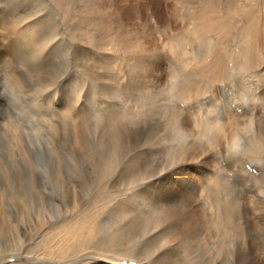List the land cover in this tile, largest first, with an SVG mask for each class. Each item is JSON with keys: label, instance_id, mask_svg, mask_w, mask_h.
I'll return each instance as SVG.
<instances>
[{"label": "rangeland", "instance_id": "374dc122", "mask_svg": "<svg viewBox=\"0 0 264 264\" xmlns=\"http://www.w3.org/2000/svg\"><path fill=\"white\" fill-rule=\"evenodd\" d=\"M226 2L227 0H162L160 21L155 14L157 6L154 0H0V213H5L0 214V219H15L14 206L6 204L14 195L12 186L15 184H18L21 190L15 201L21 204L18 207L20 215L17 213V224L22 229L29 226L33 230L34 225H39L38 221L44 223L45 220H50L52 224H56L77 219L83 203L73 198L78 188L71 170L72 167H83L87 168L85 171H91L92 168L96 169L101 156H107L104 146L106 140L102 134L106 113L109 114L107 124L110 122L115 127L117 121L132 124L137 122L136 126L143 120L146 123V116H140L139 106H133L131 102L136 98L137 92L127 88L128 74L133 76L130 67L133 68L131 65L136 61L134 53H124L120 48L115 51L110 45L112 38L105 34L102 35V40L107 43L104 49L92 47V52L102 57V66H113V72H105L102 66L93 68L107 73L106 81L110 84L111 77H116V84L121 88L119 92L116 90L114 95L108 97L95 95V87L91 84L92 77L83 74L75 66L78 62L74 51L77 52V48L87 50L90 46L75 37V29L71 28L70 22H89V18H93L97 20L94 22H117L116 33L124 35L128 32L131 39H135L133 34L138 28L150 35L152 42L149 44L142 38L140 41H143L149 53H160V56H163L162 68L169 73V86L162 80L148 78L147 81L152 86L150 91L157 94L160 89L163 90L160 91L163 95L159 103L162 108H177L178 114H187L192 118L193 131L187 139L181 136L180 141L186 140V143L195 144L198 151L203 152L198 164L209 169V178L206 180L198 175L199 172H189L199 181L202 194H198V198L208 200L210 211L216 215L218 222V217L223 212L220 207L222 201L221 196H218L220 194L214 193V198L209 196L211 183L215 185V189H224L222 192L228 203V233L230 232L236 248L249 252L257 235L255 232L258 228H264V149L257 154L251 143L246 141L250 135L247 134L240 142V151L232 154V150L228 149L226 135L227 131H232L229 125L235 118H251V131L254 135H258L261 129L264 130V0H237V7L231 5L230 8ZM246 7L255 11L249 10L246 13ZM257 10L260 13L259 18ZM232 15L238 17L234 19V23L228 22ZM186 31L193 33L189 36L195 47L189 55L193 60L188 65L184 63L188 75L186 79L181 77L182 81L181 78H171L170 69L173 65L167 57L183 50L181 48H184L186 43L183 41V34ZM224 45H227V54L221 51ZM11 46H15V49L10 48ZM136 50L137 48L134 51ZM108 56L110 59H106ZM92 60L89 59L90 64ZM156 73L160 75L161 72L158 70ZM48 75L55 76L59 83L53 87L46 85L43 80L48 78ZM234 76L239 81L236 82ZM173 83L175 85L171 87ZM89 94L93 97H89ZM166 94L170 97L169 100H164ZM244 94L246 99H240ZM247 108H250V111L246 116L248 118H245L243 111ZM213 110L220 113L223 124L227 123V126L224 125L220 130L219 142L212 141L215 137L213 134L204 133V128L209 123L204 116H208ZM144 123L138 130H133L136 133L132 136H129L131 124L126 129L124 126L120 129L119 139L124 149L126 143L131 151L130 137L134 143L144 138ZM84 128L87 129L89 145L84 144ZM230 140L229 137V144ZM211 141L214 143L212 146ZM207 144V150H203ZM224 145L227 147L224 148ZM159 147L163 145L158 143L156 152ZM145 148L142 147L141 156L148 158L144 152L147 151ZM132 155H138L137 150L133 151ZM161 155L156 154V163L165 162ZM129 156L126 154L125 161H128ZM94 158H97L96 162ZM131 160L133 161L132 158ZM63 167L71 177V208H75V212L68 211L67 206H63L59 201L58 191L62 181L57 174ZM159 177L155 176L154 181H159ZM13 179L15 183L10 186ZM32 182L35 186H30ZM30 188L37 192L35 197L45 201L46 214L38 209L43 219L35 216L36 206L34 207L31 199ZM132 191V187L123 189L119 195L114 194L110 204L107 203V207L114 210L101 217L106 220L101 222L103 228L98 230L101 238L107 236L114 222V214L118 213L114 205L127 199L132 195ZM24 198L28 201L21 202ZM136 208L135 211L142 210L138 205ZM251 220L257 221L254 225L258 227H255ZM7 233L11 235L7 247L10 250L15 249L13 233L11 230ZM30 234L34 233L31 231L28 235ZM30 238L31 236L22 240L29 242ZM0 239L5 241L3 236H0ZM221 239L216 237L210 241L216 251L215 256L217 255L214 260L217 258L221 264H240L234 254L238 251L235 248H232V253H227V248L218 251L217 247H222ZM88 252H79L77 263L86 259L94 264H139L135 259L127 257L113 262H110L113 258L97 260L110 254L99 256ZM19 258L21 263L32 264L30 259L26 260L24 256ZM17 259L13 254L7 255L0 264H13Z\"/></svg>", "mask_w": 264, "mask_h": 264}, {"label": "bare ground", "instance_id": "6f19581e", "mask_svg": "<svg viewBox=\"0 0 264 264\" xmlns=\"http://www.w3.org/2000/svg\"><path fill=\"white\" fill-rule=\"evenodd\" d=\"M154 1L157 6L155 14L161 21L162 0ZM236 2L237 0H227L226 3L228 8H230L231 5L237 7ZM186 3L189 4L188 2ZM245 9L246 13H248L249 10L251 12L253 11V8L250 9L246 7ZM256 13L259 18V10H257ZM89 19L91 20L89 22H76L75 24L70 22L71 28L75 29V37L90 46L87 48L88 51L85 50V48L82 50L77 48V52L74 51V55L77 56L76 60L78 62L75 66L81 70L83 74L92 77L91 84L94 85L95 90L97 91L95 92L94 90L95 95L101 94L108 97L111 94L114 95L116 90L119 92L121 88L116 84V77H111L112 84H110L106 81L108 80V77L105 75L107 73L94 69L102 66V57L95 55L92 47L94 49H104L107 43L102 40V35L105 34L112 38V42L110 41L111 44L108 43L115 51H117V48H120L124 53L126 52L130 55L131 53H134L133 57L136 58V61L133 63L134 65H131L133 68L130 67L133 76L128 74L129 82L127 88L128 90L130 88L133 89L134 92H137L136 98L131 102L133 103V106H139L140 116H146V123H144L143 120L142 123L139 122V126H136L137 122L132 124L117 121V126L115 127V125H111L110 122L107 124L109 114L106 113V116H104L103 119L106 121V124H104V127L102 128V134L106 140L104 146L106 147L105 150H107V156L105 157L102 154L103 156H101L99 161H97V158H94L95 162L97 161V165L96 169L90 168L91 171H85L87 168L83 167V169L72 167L71 170V175L75 179L74 181L77 183L76 187L78 188V192L76 195L74 194L73 198L78 202L83 203L80 206V215H78L77 219L66 222L62 221L56 224H52L50 220H45L44 223H42L43 221H38L39 225H34L33 230L30 229L32 227L29 226L22 229V227H19V224H17V218L20 215L18 207L21 204H19L20 202L15 201L21 190L18 188V184L12 186L14 188V195L8 199V202L6 201V204H8V206H14L13 208L16 211V216H14V220L11 217L5 218L6 220L0 219V236L5 237V241L0 239V263L7 255L13 254L18 258L16 262L14 261L15 263L12 262L13 264H26L20 262L19 256H24L26 260L30 259L32 264H68L70 261H72L73 264H94V262L87 261L86 259L79 260V263L76 261L79 257V252L85 253L86 251H89L90 253H95V255L97 254L99 256L104 253L110 254L107 257L97 258V260H109L110 258H113L110 262L118 261L123 257H127L135 259L139 264H221L219 262L220 260H216L217 258L214 260L217 255L215 256L216 251L210 242L216 237H221L222 247H217L218 251L227 248V253H232V248H235L238 250L234 252L238 258V263L264 264V228H258L259 230L255 232L257 235L255 236V239L253 238L254 241L249 252L243 248L238 249L231 240L230 232L228 233L226 227V220L229 219V216L227 214L228 203L224 197L225 194L222 192L224 189H215V185L211 183L212 189H210L209 196L214 198V193L220 194L218 196H221L220 199L222 201L220 207H222L223 212L218 217V222L216 215L210 211V203L208 200L205 198H203L205 200L198 198V194H202L200 192L199 181L192 176L194 174L190 175L189 172H199L198 175L206 180L209 178V169L207 167H201L198 164L203 152H199L195 147V144L186 143V140L180 141L181 136L187 139L189 138V133L193 131L194 125L192 118L187 114H178L176 111L177 108L175 109L170 106H164L162 108V104L160 105L159 103L162 101L163 95L160 91L163 90L160 89L157 94L150 91L152 86L147 81L150 77H154L156 80L159 79V81L162 80L163 83L165 82L167 85L169 82V73H166L165 69L162 68L161 61L163 60V56H160V53H149L147 50L148 48H146L143 41H140L142 38L145 40L144 42L149 44V42H152V39L149 37L150 35L140 31V28H138L139 30L135 33L139 38L136 37L134 33L133 35L135 39H131V34L126 31L124 35L116 33L117 29L115 24L118 25L117 22H113L112 24L110 22H94L97 20L93 18ZM234 19H238V17L236 18V16L233 17L232 15L228 18V22L234 23ZM224 22L226 21L224 20ZM217 27L219 28L220 26ZM230 32L232 35V30ZM192 34L191 31H186L185 34H183V41H186L185 46L186 44L187 46H183L184 48H181L183 49L181 52H175L173 56L167 57L173 65V68L170 69L171 78L179 79L183 77L186 79L188 75L184 63L186 62V65H188L193 60V58L189 56L195 47L194 42L190 39ZM233 38L235 37L233 36ZM230 41L233 42L232 40ZM12 44L14 45L15 43L12 42ZM226 47L227 45H224L221 51L225 52L227 49ZM10 48L15 49V46H11ZM135 48H137L136 51H134ZM217 52H219V50ZM85 57L87 58L85 59ZM90 58L93 59L91 64L89 63ZM106 59H110V57L108 56ZM104 67L103 69L105 72H113V66L109 67L107 65V67ZM158 70L161 72L160 75L156 73ZM234 80H236V82L237 80L239 81L237 77H235ZM43 81H45L46 85H50V87L56 86V84L59 83L58 79L51 75ZM174 83L171 84V87L175 85ZM90 92V94H92V91ZM89 97L93 96L90 95ZM166 98L169 100L170 97L166 94L164 100ZM240 99H246L245 94L241 95ZM249 111L250 108L243 111L245 118H248L246 116H248ZM215 112H217V110H213L211 114H206L208 116H204L209 121L204 128V133L213 134L215 137L212 141L219 142L220 130L224 125L227 126V123L223 124L220 113ZM143 123L144 128L146 129L144 138H141L137 143H134L131 140L132 137H130L129 142L131 143V151L126 143H124V149L123 146H121L119 139L120 129L123 126L126 129L131 124L129 136H132V134L134 135L136 133V131L133 132V130H138ZM252 123L253 120L251 118L248 120L235 118L230 123L229 128L232 129V131H227L228 135H226V138L227 145H229L228 149L229 151L232 150V154H236L240 151V142L247 134L250 135H248L246 141H248V144L251 143V146L257 154H260L259 151L264 149V130L261 129L258 135L252 134ZM84 129V144L89 145L90 142L87 139V129ZM229 137L231 138L230 144ZM212 141L210 146L214 145ZM158 143L163 145V147H159L158 152H156V145ZM207 146L208 144L203 150H207ZM142 147H146L145 149L147 151L144 152H146L148 158L144 155L141 156V153L143 152ZM225 147L227 146L224 145V148ZM136 150L138 155L133 156L132 152ZM126 154L130 155L128 161H125ZM156 154H164L165 157L161 155V158L167 163H170L171 160L173 161L169 165L167 163L165 164V162L156 163L154 159ZM89 156L93 157L92 155ZM84 171L86 172L85 174ZM57 175L62 181L60 183L61 189L58 191L59 201L63 206H67L68 211L72 210L75 212V208L74 210L71 208L73 198L69 187V179H71V177L68 175L70 174L63 167V169H59ZM155 176H160L158 179L159 181H157L156 178V181H154ZM14 183V179L11 180L10 186ZM30 186H35V184L32 182ZM131 187L133 189L132 195L114 205L118 213L114 214L112 219L114 222L109 228L107 236L101 238L98 230L103 228L101 222L106 221L105 218L101 217L103 214L107 215L114 210L113 208L109 209L107 203L109 202L110 204V199H112L114 194L119 195L123 189L125 190ZM204 191L207 190L204 189ZM31 193L34 207L36 206L35 216L37 215L41 218L42 216L40 217L39 215L40 209L46 214L45 201L35 197V195L37 196V192L33 189H31ZM17 200H19V198ZM27 201L28 200L25 199L21 202ZM85 204H87V206ZM136 204L142 209H140V212L138 210L135 211V209H137ZM131 206H134V208L132 209ZM254 223H257V221H253V225ZM254 226L256 227L257 225ZM10 230L13 233L12 237H14V239H12L15 240L16 243V248L12 249L13 251L7 247V241H11V235L7 233ZM31 231L34 234H30L31 238L28 239L29 242L23 241L22 239L30 237L28 234ZM24 234L28 237L24 236ZM8 238L10 239L8 240Z\"/></svg>", "mask_w": 264, "mask_h": 264}]
</instances>
